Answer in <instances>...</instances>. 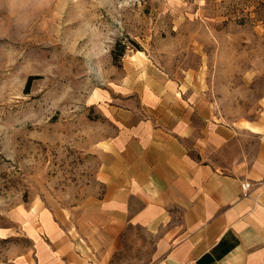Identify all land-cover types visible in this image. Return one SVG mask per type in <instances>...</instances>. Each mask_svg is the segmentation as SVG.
Listing matches in <instances>:
<instances>
[{"label": "rangeland", "instance_id": "rangeland-1", "mask_svg": "<svg viewBox=\"0 0 264 264\" xmlns=\"http://www.w3.org/2000/svg\"><path fill=\"white\" fill-rule=\"evenodd\" d=\"M155 79L212 121H257L264 0H0V264H33L28 220L44 212L104 247L90 221L106 143L114 123L159 121ZM156 243L130 225L110 264H152Z\"/></svg>", "mask_w": 264, "mask_h": 264}, {"label": "crops", "instance_id": "crops-1", "mask_svg": "<svg viewBox=\"0 0 264 264\" xmlns=\"http://www.w3.org/2000/svg\"><path fill=\"white\" fill-rule=\"evenodd\" d=\"M184 94L155 79L145 100L159 121L114 123L99 174L105 216L90 221L104 247L44 212L28 220L33 264H110L130 225L157 236L152 264H264V109L217 123Z\"/></svg>", "mask_w": 264, "mask_h": 264}, {"label": "built area", "instance_id": "built-area-1", "mask_svg": "<svg viewBox=\"0 0 264 264\" xmlns=\"http://www.w3.org/2000/svg\"><path fill=\"white\" fill-rule=\"evenodd\" d=\"M247 186H249V184ZM244 188H245V186H244Z\"/></svg>", "mask_w": 264, "mask_h": 264}, {"label": "trees", "instance_id": "trees-1", "mask_svg": "<svg viewBox=\"0 0 264 264\" xmlns=\"http://www.w3.org/2000/svg\"><path fill=\"white\" fill-rule=\"evenodd\" d=\"M30 82H31V81H30ZM30 82H29V83H30Z\"/></svg>", "mask_w": 264, "mask_h": 264}]
</instances>
